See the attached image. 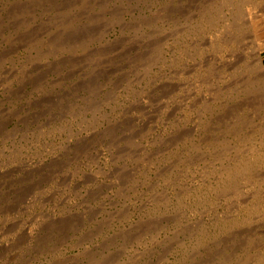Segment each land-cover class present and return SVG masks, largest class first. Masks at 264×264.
<instances>
[{"label": "rangeland", "instance_id": "rangeland-1", "mask_svg": "<svg viewBox=\"0 0 264 264\" xmlns=\"http://www.w3.org/2000/svg\"><path fill=\"white\" fill-rule=\"evenodd\" d=\"M237 1L0 0V264H264V0Z\"/></svg>", "mask_w": 264, "mask_h": 264}, {"label": "bare ground", "instance_id": "bare-ground-1", "mask_svg": "<svg viewBox=\"0 0 264 264\" xmlns=\"http://www.w3.org/2000/svg\"><path fill=\"white\" fill-rule=\"evenodd\" d=\"M222 1H223V0H222ZM224 1H225V0H224ZM226 1H227V0H226ZM229 1H230V0H229ZM236 1H237V0H236ZM240 1H241V0H240ZM237 2H239V1H237ZM251 2H252V1H251ZM253 2H255V1L253 0ZM211 3H212V2H211ZM223 3H225V2H223ZM223 3H222V4H223ZM249 3H250V2H249ZM212 4H213V3H212ZM238 4H239V3H238ZM245 4H246V3H245ZM246 5H247V4H246ZM239 6H240V5H239ZM244 7H245V6H244ZM244 7H243V8H244ZM210 8H211V7H210ZM236 8H237V7H236ZM238 8H239V7H238ZM207 9H208V8H207ZM240 9H241V8H240ZM243 10H244V9H243ZM235 11H236V10H235ZM244 11H245V10H244ZM210 15H211V14H210ZM244 15H245V13H244ZM81 44H82V43H81ZM262 58H263V56H262ZM260 64H261V63H260ZM258 67H259V66H258ZM262 101H263V100H262ZM246 161H247V160H246ZM237 163H239V162H237ZM245 163H246V162H245ZM247 163H248V162H247ZM237 165H238V164H237ZM239 165H240V164H239ZM250 165H251V162H250ZM242 166H243V165H242ZM246 166H248V164H247ZM229 169H230V168H229ZM241 169L247 171L245 166H243V168L241 167ZM241 169H240V170H241ZM238 170H239V168H238ZM238 170H237V171L235 170V171L238 172ZM238 173H239V172H238ZM229 174H231V173H229ZM230 176H231V175H230Z\"/></svg>", "mask_w": 264, "mask_h": 264}]
</instances>
